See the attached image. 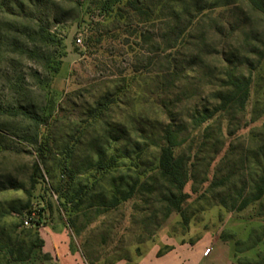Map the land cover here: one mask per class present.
<instances>
[{"label":"rangeland","instance_id":"1","mask_svg":"<svg viewBox=\"0 0 264 264\" xmlns=\"http://www.w3.org/2000/svg\"><path fill=\"white\" fill-rule=\"evenodd\" d=\"M126 1L61 2L66 18L54 31L60 47L45 50L56 72L55 65L0 48V227L9 232L17 221L41 218L36 229L44 242L14 264H264V197L241 211L217 199L258 171L251 153L264 149V59L247 53L261 48L258 18L247 20L239 7L213 11L221 32L185 35L190 45L181 49L175 78L165 74L164 54L148 51V36L160 45L159 32L140 26L132 34ZM249 72L244 110L220 117L224 150L205 183L188 180L180 213L166 215L144 193L115 202L111 177L150 187L158 165L153 142L169 110L211 109L227 73ZM171 82L178 89L170 94ZM227 151L229 165L241 158L245 164L233 167L238 176L229 187L209 190L213 177L227 172L216 173ZM127 184H114L118 194L126 195ZM83 193L97 197L80 203L75 195ZM29 228L23 224L17 233Z\"/></svg>","mask_w":264,"mask_h":264},{"label":"trees","instance_id":"2","mask_svg":"<svg viewBox=\"0 0 264 264\" xmlns=\"http://www.w3.org/2000/svg\"><path fill=\"white\" fill-rule=\"evenodd\" d=\"M63 1L0 0V48L4 46V51L11 55H25L28 58L31 56L36 61L55 65L52 72H56L57 62H52V54H45V50L50 47L55 49L60 47V41L55 39L54 31L66 18L65 12L61 9ZM238 7L240 10L245 8L246 17L258 18V26L261 30L255 39L261 48L256 50L257 52L247 53L257 55L259 60H263L264 0H127L123 9L125 15L129 14L127 18L130 24L127 26L133 29L132 34H136L140 26L159 32L157 37L160 45L152 41L151 35L148 36L150 45L148 51L153 56L164 54L165 74L177 78L176 75L179 73L177 58L182 55L180 52L183 45H190L183 41L184 36L198 29L221 32L222 22L212 17L213 11L220 8L236 11ZM244 23L240 24L242 28ZM202 37L203 34L199 43H203ZM226 76L222 90L214 93L215 102L211 109L207 107L193 108L191 111L187 109L182 114L168 111V122L162 127L157 142L156 140L153 142L158 150V165L156 175L147 178L151 181L150 187L146 188V182H133L131 178L121 175L117 178L111 177L112 186L116 189L113 194L115 202L116 197L123 201L131 195L144 193L151 195L157 208L166 215L180 213L187 198L183 189L188 180L205 183L210 165L224 150L225 142L220 117L222 115L232 117L233 113L243 112L248 99L250 72L247 77L241 74L233 76L231 73H227ZM177 89V84L172 82L166 86V91L170 94ZM43 122L46 123V119ZM231 133L229 132L228 135ZM36 141V137H33L30 143L35 144ZM260 154L264 157V149L261 146L256 152L251 153L258 171L250 170L246 182L242 181L238 188L222 192L217 198L220 206L229 211H241L247 205L264 197V159L260 163L254 156ZM229 155H232L230 151L223 154L220 167L216 170L218 174L221 168L227 172L224 175H215L209 190L229 187L232 178L238 176L233 171V167L239 166V170H242L244 159H238V163L233 162L229 165L230 162H225L229 159ZM200 167L202 169L198 170ZM126 179L131 186L127 184L126 188H129V191L121 196L118 194L117 186L123 184ZM115 183L117 186L114 185ZM75 196H78L77 201L80 203L82 199L90 202L94 201L93 197H97L88 198L86 193ZM4 217L5 214L0 213V222ZM40 220L41 218L37 220L30 218L31 228L26 232L17 233V229L23 227V220L11 224L9 232H5L0 227V264L26 262L34 251L42 249L44 242L36 229L41 225Z\"/></svg>","mask_w":264,"mask_h":264},{"label":"crops","instance_id":"3","mask_svg":"<svg viewBox=\"0 0 264 264\" xmlns=\"http://www.w3.org/2000/svg\"><path fill=\"white\" fill-rule=\"evenodd\" d=\"M173 252H175V250H171V251H169L168 254H166V255L160 257V259H161V258H167V257H169L170 255H172ZM153 253H154L153 256L156 255V250H155ZM154 257H155V256H154ZM157 259H158V258H157Z\"/></svg>","mask_w":264,"mask_h":264},{"label":"built area","instance_id":"4","mask_svg":"<svg viewBox=\"0 0 264 264\" xmlns=\"http://www.w3.org/2000/svg\"><path fill=\"white\" fill-rule=\"evenodd\" d=\"M76 42L79 43L80 40L77 39ZM23 224H24L25 226H27V225H29V221H28V220H24V221H23Z\"/></svg>","mask_w":264,"mask_h":264}]
</instances>
